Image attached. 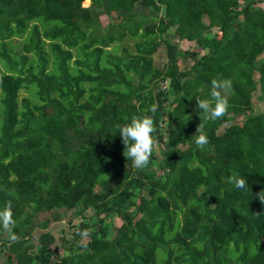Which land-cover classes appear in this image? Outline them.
I'll list each match as a JSON object with an SVG mask.
<instances>
[{"label":"trees","instance_id":"obj_1","mask_svg":"<svg viewBox=\"0 0 264 264\" xmlns=\"http://www.w3.org/2000/svg\"><path fill=\"white\" fill-rule=\"evenodd\" d=\"M84 1L0 0V208L17 235L0 228V264H264V0ZM25 34L36 59L9 47ZM213 79L230 106L205 120ZM134 116L155 127L142 170L116 127Z\"/></svg>","mask_w":264,"mask_h":264},{"label":"clouds","instance_id":"obj_2","mask_svg":"<svg viewBox=\"0 0 264 264\" xmlns=\"http://www.w3.org/2000/svg\"><path fill=\"white\" fill-rule=\"evenodd\" d=\"M229 88L230 84L227 81L213 79L210 92L212 101L196 98L197 108L203 112L205 120H215L228 110L229 99L226 95L221 94L220 89L227 90ZM116 127L124 145L123 155L131 161V166L134 169H144L150 163L155 143L153 119L150 116H134L130 118L129 122ZM198 127L202 129L203 125L199 124ZM194 142L197 146L202 147L208 143V137L203 131H200L199 135L195 136ZM229 183L241 190L248 185L245 176L229 177ZM260 199L264 201V195H260ZM15 224L10 203H7L0 208V228L8 231L10 240L17 239V235L13 231Z\"/></svg>","mask_w":264,"mask_h":264},{"label":"rangeland","instance_id":"obj_3","mask_svg":"<svg viewBox=\"0 0 264 264\" xmlns=\"http://www.w3.org/2000/svg\"><path fill=\"white\" fill-rule=\"evenodd\" d=\"M83 5L85 7L89 6L90 5V0H85L83 2ZM137 12H142L143 9L142 8H138L136 9ZM101 24L103 27H105L106 25L109 24V19L108 17L103 14L101 16ZM165 37H168L172 40H174L175 42L178 43L180 49H188L189 47H191L190 49H192V44H188L186 43L185 41H182L180 39H178L176 37V34H175V28H172L169 33L167 35H165ZM27 38V34H25L23 37H15L11 40L10 44H9V47L15 49V52L19 55L21 54H26L29 56V58L31 59H36L35 55L31 52V53H27L24 51V42ZM46 41V45H45V50L48 52V57L51 58L52 57V54L50 52V46H49V41L48 40H45ZM125 45H127L131 50L132 52H135V47H134V42L131 40V41H126L124 42ZM111 50L112 53H115L117 51H119V49H114V48H109ZM14 56V55H13ZM76 59H78V55L77 53L74 51V57L73 59L71 60V67H77L75 61ZM152 59H153V63L156 67H162L166 62H167V58L165 56V47L162 45L158 48V50L152 55ZM32 61V60H31ZM35 62H33L34 64H36V60H34ZM187 65V64H186ZM29 65H27L28 67ZM183 66V65H182ZM29 98L30 100L32 101H35V96H32L30 93H28L27 91H22L21 92V95H20V99L22 98ZM264 110V107L262 104L258 103V101H256V105H255V108H254V111L255 113H257L258 111H262ZM241 118L238 120L240 121ZM224 129V127H221L219 129V132H221L222 130ZM49 215V214H48ZM47 214H42L39 216L38 220H43V219H46V218H49ZM92 215V212L88 213V216H91ZM68 219H69V214L65 212V210H60L56 216V219L55 221L51 224V227H50V230L54 233L55 237H56V242L58 245H61L62 246L60 247V250L63 251V249L65 247H67V244L62 241L63 237H65L66 239H69L72 237V229L70 228L69 224H68ZM78 221H76L77 223ZM95 222L94 220H92V223ZM121 222L119 219L116 220V225H120ZM64 252V251H63ZM6 255H4L3 257H5Z\"/></svg>","mask_w":264,"mask_h":264}]
</instances>
